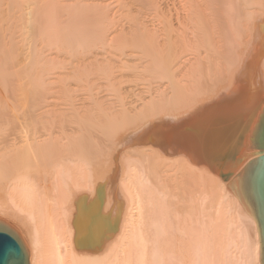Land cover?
<instances>
[{
  "label": "bare ground",
  "instance_id": "1",
  "mask_svg": "<svg viewBox=\"0 0 264 264\" xmlns=\"http://www.w3.org/2000/svg\"><path fill=\"white\" fill-rule=\"evenodd\" d=\"M41 55L145 90L96 157L42 140L39 183L11 170L7 105ZM263 108L264 0H0V219L29 264H264L243 172Z\"/></svg>",
  "mask_w": 264,
  "mask_h": 264
},
{
  "label": "rangeland",
  "instance_id": "2",
  "mask_svg": "<svg viewBox=\"0 0 264 264\" xmlns=\"http://www.w3.org/2000/svg\"><path fill=\"white\" fill-rule=\"evenodd\" d=\"M11 31L12 33H15L16 36L19 34V29H12ZM41 57H42V59L40 60L41 62L39 61V65L41 66L42 64L41 67L35 64L36 65L35 68L34 66L32 68L27 67L28 68L27 70L25 67L26 70L23 68L24 70H21V72L17 71V73H15L16 70L13 69L11 75V77L13 76L12 77L13 83L11 84L12 87L9 90V98L7 105L8 119L10 120V121L8 120L10 122L9 133L11 134L9 139V141H11L9 143L11 144L10 145L11 149L9 148V150H10V154L12 151L11 161L13 162L11 166V170L13 169L12 171L13 174L18 172H24V173L26 172L32 178L37 179L39 183L41 181L40 180L41 174L42 172H44V170L42 169L43 164L41 163V161L43 162L44 160H46L45 159L46 155H44L43 149L45 152L49 150L48 151L49 153H51L54 150V153L57 154L56 149L58 148V152H61L60 148L64 144H65L64 148H66L67 151H71L72 147L75 149L76 148L75 146H77L76 149L79 150L80 149L78 147L79 145L82 148L79 151H83V152L85 151V155L87 158L88 157L91 158L93 155L94 157H96L95 156L96 154L93 153L94 151L93 147L95 146L94 145L95 142L93 144L92 141L98 140L100 142V147L103 148L108 147L109 145V142L107 141L108 139L106 138V128L108 125L107 119L109 118L108 117L106 118L107 115L105 114H108V111L111 109V111L114 112L117 111V113L121 115L119 111L123 109L120 108L123 105H124L123 108L125 107L128 108L129 105L132 104L133 100L135 102L138 99L136 96H139V92L145 90L144 88L142 89V87H144L143 81L137 82L135 80V82L137 83L136 84L133 82L134 80L132 81L129 80L127 81L128 85L125 84L126 83L125 81L123 83L124 85H120L119 88L118 83L114 82V86H113L110 82H108L106 78L107 75L103 71L73 72L71 67L73 65L71 63L72 62L71 56H67V57L58 56L59 58L58 57L55 58V56H51L49 58L47 57L45 58L44 55L43 56L41 55ZM68 57H70L71 60ZM44 63L46 64L43 65ZM49 64L50 66H48ZM66 67L67 69H64ZM38 69H40L41 71H37ZM26 71L30 72V74L26 73ZM25 77L26 78L29 77L28 79L29 81L25 82L26 81ZM22 80H24V83L21 82ZM139 84L141 87L140 86L137 87ZM122 91L123 94L121 93ZM142 93H140V96L142 95ZM123 97H125V99ZM124 100L126 102H123ZM128 100H130V103ZM116 119L118 121L120 117L115 116L114 122ZM116 124L117 123L115 122V125L113 126H116ZM48 134H50V137ZM41 136H43V138ZM47 137L48 139L52 140L51 143L53 142L54 143L52 146L49 145L47 147L48 150L47 148H43L41 151L42 148L41 141L44 139L47 140ZM58 137H60V139H58ZM54 138L55 140L58 139L57 141L59 140L62 141V139L63 141L65 139L66 140L64 141V143L62 141L63 145L60 142H58L57 143L58 145H56L55 143L57 141L55 142ZM76 140L77 142H75ZM26 142L27 145L30 146L32 145L33 147L31 146L29 151L28 150L27 152L25 151L26 153H23L24 150L23 152H20L24 147H26L24 146L26 145ZM54 144L57 146V148L55 147ZM86 145L90 148V150ZM48 152L46 154H48ZM21 153H23V155L24 154L27 155V157H25L24 155L25 158L24 159ZM54 153H51L52 156H55ZM42 154L45 156L44 159H43L44 156ZM51 154L48 155L50 156ZM41 155L43 157H41ZM87 204L88 203H86V206ZM89 205L87 207L84 206L85 208L84 207L83 208L85 210L86 208L87 210L89 209L88 213H91L90 209L93 211V208L91 207V205L90 206ZM77 209L79 210V208ZM77 209L75 210L76 211L75 218H73L72 221L74 222V219H76L75 221L78 222L79 224L78 220H80L82 216L84 217L86 214H83L80 217V219L76 218L80 216L77 214L79 213ZM95 213L99 214V212H95ZM95 213L93 214L95 215ZM89 215L90 214H88V216ZM108 216L109 218L111 216L113 217L112 214L107 215V217ZM98 217H100V215L96 214V217L94 218V219L97 218L96 222L101 219V217L100 219ZM84 218H82L83 220L82 219L81 220L84 221L85 219H87V217L85 219ZM82 221L80 223L83 224ZM73 224L74 226L76 225L75 222Z\"/></svg>",
  "mask_w": 264,
  "mask_h": 264
},
{
  "label": "water",
  "instance_id": "3",
  "mask_svg": "<svg viewBox=\"0 0 264 264\" xmlns=\"http://www.w3.org/2000/svg\"><path fill=\"white\" fill-rule=\"evenodd\" d=\"M249 212L257 220L264 247V108L253 133L248 165H243ZM0 264H29L28 250L18 231L0 219Z\"/></svg>",
  "mask_w": 264,
  "mask_h": 264
}]
</instances>
